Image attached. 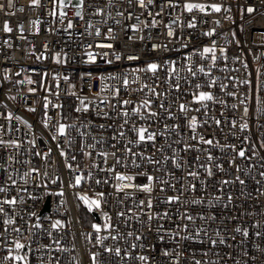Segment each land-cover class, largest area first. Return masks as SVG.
<instances>
[{"label": "built area", "instance_id": "2783aa9c", "mask_svg": "<svg viewBox=\"0 0 264 264\" xmlns=\"http://www.w3.org/2000/svg\"><path fill=\"white\" fill-rule=\"evenodd\" d=\"M0 264H264V0H0Z\"/></svg>", "mask_w": 264, "mask_h": 264}]
</instances>
